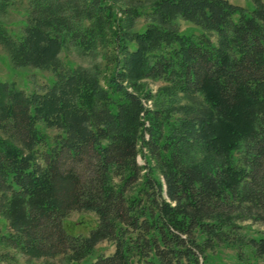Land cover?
<instances>
[{
  "label": "trees",
  "instance_id": "16d2710c",
  "mask_svg": "<svg viewBox=\"0 0 264 264\" xmlns=\"http://www.w3.org/2000/svg\"><path fill=\"white\" fill-rule=\"evenodd\" d=\"M19 1L0 0V16ZM247 1L28 0L23 32L0 23L15 65L56 75L32 92L0 80L12 229L0 243L38 260L83 262L107 242L114 252L89 264H225L229 250L264 264V238L237 225L264 223V0ZM179 19L202 33H181ZM65 41L87 56L108 48L105 84L97 65L63 67ZM146 79L168 84L170 105L180 94L199 103L173 121L169 106L146 110ZM83 212L97 228L69 234Z\"/></svg>",
  "mask_w": 264,
  "mask_h": 264
},
{
  "label": "rangeland",
  "instance_id": "374dc122",
  "mask_svg": "<svg viewBox=\"0 0 264 264\" xmlns=\"http://www.w3.org/2000/svg\"><path fill=\"white\" fill-rule=\"evenodd\" d=\"M232 4L249 8L251 3L247 0H229ZM28 9V0L19 1L15 6L8 8L7 13L4 16H0V23L6 27L11 34H18L23 32L26 24V13ZM178 29L181 33L188 36L197 37L202 33V30L188 22L181 19L177 21ZM145 19H140L136 27L137 30H142L146 26ZM212 39L217 42V37L214 34H210ZM71 41H65L64 47L59 55L60 61L64 68L68 67H84L92 68L95 65L99 67L100 78L102 83L105 84V80L109 78L113 71V66L107 62L104 57L109 54L108 48L98 47L96 49L97 54L93 56H87L83 53L80 47ZM56 79L55 73L46 67L39 66H17L13 63L9 51L0 43V80L4 82L14 83L17 88L32 92L36 89V86H43L48 82H52ZM139 95L142 98V102L146 110L154 111L163 109V107L169 106V109H165L166 114H170L171 120L180 118L181 114L178 112L179 108L185 106H191L197 102L194 99L179 95L178 99L173 105H170L169 95L164 91L168 87V84L159 81L146 79L139 81ZM133 89L130 88V91ZM202 102V101H201ZM169 104V105H168ZM164 105V106H162ZM51 134H55L53 130H47ZM148 136V135H147ZM0 139H3L0 137ZM148 164L153 167L155 163L147 156ZM146 159L139 158V162L142 166L146 164ZM136 190V189H135ZM134 191V190H133ZM136 191L133 193L135 194ZM167 199V196H166ZM238 226H241L243 234L248 237L260 239L264 238V223L259 222H239ZM66 231L73 236H89L90 232L97 228V218L92 213H74L64 223ZM12 232L10 219L7 213V204L0 199V236ZM247 249V248H246ZM113 245L104 242L98 245L95 253L83 262H72L67 259H53V260H38L31 259L27 255L23 254L19 250L7 248L0 243V264H89L95 261L98 257L109 256L114 252ZM225 264H238L236 259V251H225ZM254 261H249L252 264ZM260 264H262L260 262Z\"/></svg>",
  "mask_w": 264,
  "mask_h": 264
}]
</instances>
